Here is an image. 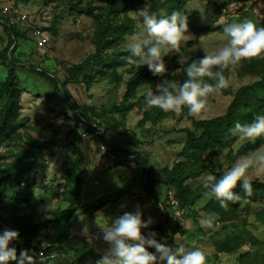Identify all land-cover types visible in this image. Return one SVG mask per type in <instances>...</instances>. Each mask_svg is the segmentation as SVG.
Segmentation results:
<instances>
[{"label":"rangeland","instance_id":"1","mask_svg":"<svg viewBox=\"0 0 264 264\" xmlns=\"http://www.w3.org/2000/svg\"><path fill=\"white\" fill-rule=\"evenodd\" d=\"M128 1L0 0L18 30L11 40L0 27V91L9 79L14 91L10 99L0 97V124L6 103L14 108L7 126L12 132L0 137V165L20 173L0 189V232L20 233L10 245L18 251L39 228L36 263L43 254L45 264L55 255L54 264H94L108 247L98 238V218L111 223L139 210L144 220H153L145 234L154 231L171 247H199L207 264H264V224L256 219L264 215V174L250 173L252 195L238 187L244 198L227 208L206 200L200 182L205 173L222 175L250 145L264 147V137H233L224 120L233 105L230 123L246 124L244 115L254 109L264 114V59L226 71L233 86L209 96L198 118L187 109L179 115L143 111L147 92L165 79L183 82L184 68L204 48L223 46L224 23L251 20L264 27V0H163L166 9L189 16L190 36L179 53L164 57L163 75L146 78L138 77L150 72L147 66L138 70L125 61L127 38L143 31L132 13L145 0L122 12ZM160 3L149 0L150 8ZM20 14L28 20L18 22ZM127 21L132 25L123 26ZM36 23L47 39L43 49L32 35ZM203 123H209L206 129ZM219 153L224 163L217 170L212 161ZM209 215L214 225L202 227Z\"/></svg>","mask_w":264,"mask_h":264},{"label":"clouds","instance_id":"2","mask_svg":"<svg viewBox=\"0 0 264 264\" xmlns=\"http://www.w3.org/2000/svg\"><path fill=\"white\" fill-rule=\"evenodd\" d=\"M201 14L205 9L197 7ZM132 19L142 24L141 34L130 35L127 43L125 61L136 69L147 66L153 75L161 76L166 71L164 57L179 53L182 44L189 40V16L181 11L168 14L163 8L150 9L149 0L143 7L133 10ZM223 36L226 42L213 52L203 49L204 55L184 68L186 79L177 82L165 79L156 85V91L146 93L143 111L158 108L164 113L181 114L187 109L188 115L198 118L208 106V98L233 86L225 72H233L243 61L264 59V27H257L251 20L224 23ZM181 64H184L181 58ZM211 81V82H209ZM230 134L241 142H255L264 137V114H258L252 122H236ZM217 170L224 163L223 153L213 158ZM264 174V147H261L237 160L228 170L217 177L205 173L200 182L205 190L204 198L215 199L220 206L227 208L228 203L240 202L242 197L236 189L243 190L245 197L252 195L250 173ZM184 225V221L180 220ZM215 217L207 216L200 221L202 227L211 228ZM153 223L151 217L142 218V213L125 212L111 223L97 224L101 229L98 236L107 245L101 258L94 264H207L206 253L199 247H186L181 243L174 247L157 240V233H144ZM86 232V229H85ZM20 233L10 228L0 232V264H36V257L28 250L10 246L19 239ZM155 249L150 252L148 249ZM46 257L41 254L40 264H45Z\"/></svg>","mask_w":264,"mask_h":264},{"label":"trees","instance_id":"3","mask_svg":"<svg viewBox=\"0 0 264 264\" xmlns=\"http://www.w3.org/2000/svg\"><path fill=\"white\" fill-rule=\"evenodd\" d=\"M132 1H134V0L128 1L129 2L128 6H125L123 9H121V11L123 12L124 10H126L130 6ZM141 1H144V0H141ZM167 6H168V4L164 3L163 0H162V3H160V4H154L153 6L151 5L150 9L152 11H158L159 9L163 8L168 14H171V12L174 9H166ZM124 25L131 26L132 23L127 21V22H124L123 26ZM0 27H2L5 30V32L7 33V35L9 36V38L11 40H13L15 38V36H17L18 30H17V28L14 25L9 23V19L8 18L0 16ZM146 73L143 71L141 73V75H139L138 78H140V77L141 78H146L147 76L150 77V76L153 75L152 72H146ZM11 84H12V82L9 79L7 84H6V86H5V88L2 91H0V97H5L7 95L9 97V99H10V97L14 94V91L12 89L13 86ZM242 92H244V89L236 96V101H238L240 99V97L242 95ZM235 107H236V105H233L231 107L228 116L224 119L227 122L228 128H231V127L233 128L234 127L235 123L234 122L230 123V121L232 119V114L234 113ZM261 109H254L251 112H248L246 115H244V122L250 123V122H252V120L254 119V117L256 115L263 114L261 112ZM13 116H14V108L12 106V102L9 101L5 105L4 117H3L2 122L0 124V137L3 134H6V135H10L11 134L12 131L11 130L8 131V127L7 126L12 121ZM208 125H209V123H203L201 125V127H203V129H206L208 127ZM101 140L105 142V140H106V135L105 134H103L101 136ZM2 141H3V138L0 139V142H2ZM258 145H259L258 143L254 144V145H250L249 147L243 149L242 152L244 154L251 153V152L257 150ZM0 164H3L1 159H0ZM141 164H142L143 172L148 176V174H147V164H145L144 161H142ZM11 176L19 177L20 173L16 172L15 174H11V169H10L9 165H6V166L5 165H0V189L5 186L6 182L8 181V179ZM153 192L156 195L155 191H153ZM256 219H258V221H260L262 224H264V215H262L260 217H257ZM38 234H39V228H35L33 231H30L27 234L28 237L24 241L23 246L20 247V249L17 251V256L18 257L20 255L21 250H28L29 253L31 251H34L36 259L39 257V250H38L37 247H34V245H33V242H34L35 238L38 236ZM47 252H49V251H47ZM46 256L48 257V255H46ZM49 257H50V255H49ZM56 260L58 261L57 255H55L53 257V259L49 258L48 259V263H46V264H54L55 262H57ZM36 264H40V263H36Z\"/></svg>","mask_w":264,"mask_h":264},{"label":"built area","instance_id":"4","mask_svg":"<svg viewBox=\"0 0 264 264\" xmlns=\"http://www.w3.org/2000/svg\"><path fill=\"white\" fill-rule=\"evenodd\" d=\"M0 15L2 17L8 18L10 24H12V25L14 24L15 18H14V16H12L10 9H7V8L2 9L0 7ZM16 19L18 20V22H21V21L26 22L28 20V17L25 14H20ZM32 35H33L34 39L36 40V43H37L39 49L45 48L46 43H47V39L45 37V34H44L42 28L37 23L34 25ZM30 254H34V251H31ZM40 258H41V254H40Z\"/></svg>","mask_w":264,"mask_h":264}]
</instances>
